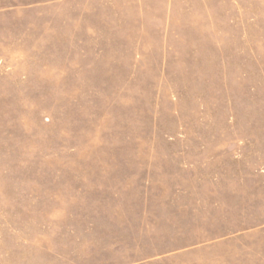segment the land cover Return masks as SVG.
<instances>
[{"label": "rangeland", "instance_id": "rangeland-1", "mask_svg": "<svg viewBox=\"0 0 264 264\" xmlns=\"http://www.w3.org/2000/svg\"><path fill=\"white\" fill-rule=\"evenodd\" d=\"M0 264H264V0H0Z\"/></svg>", "mask_w": 264, "mask_h": 264}]
</instances>
